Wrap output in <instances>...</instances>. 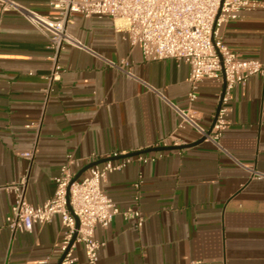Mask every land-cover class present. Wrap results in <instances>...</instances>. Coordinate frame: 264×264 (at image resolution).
I'll return each mask as SVG.
<instances>
[{
  "label": "crops",
  "instance_id": "crops-1",
  "mask_svg": "<svg viewBox=\"0 0 264 264\" xmlns=\"http://www.w3.org/2000/svg\"><path fill=\"white\" fill-rule=\"evenodd\" d=\"M18 1L51 13L47 0ZM256 1L260 8L223 25L220 36L240 58L264 63V0ZM67 31L85 50L64 46L57 57L60 78L49 86L54 62L47 39L14 12L3 18L0 222L13 203L3 188L24 179L25 200L43 204L68 154L84 159L73 169L77 180L112 152L120 154L113 162L143 155L155 160L132 161L102 184L117 208L138 209L144 222L138 229L115 216L107 228L96 227L94 237L103 243L98 264H264V178L231 159L264 176V78L255 75L233 88L222 151L197 143L201 138L190 129L177 133L178 146H166L184 148L156 151L179 123L171 105L188 106V66L173 59L145 62L121 20L75 14ZM222 89L221 81L211 80L196 88L190 108L206 130ZM26 152L31 159L22 157ZM61 235L57 217L30 232L4 230L0 264H58L54 245ZM74 256V264H84L80 246Z\"/></svg>",
  "mask_w": 264,
  "mask_h": 264
},
{
  "label": "built area",
  "instance_id": "built-area-1",
  "mask_svg": "<svg viewBox=\"0 0 264 264\" xmlns=\"http://www.w3.org/2000/svg\"><path fill=\"white\" fill-rule=\"evenodd\" d=\"M47 7L50 15H41L22 6L18 0H0V32L5 14L14 12L47 39L54 62L47 78L49 86L60 78L57 57L61 49L72 46L85 50L67 31L75 14L84 18L121 20L130 46L139 49L145 62L173 59L188 66V106L180 109L171 105L179 123L156 147L178 146L177 133L190 129L203 141L221 150L219 139L229 126L228 103L233 88L245 84L255 75L264 78V63L240 58L224 44L220 36L223 25L236 20L242 13L260 8L261 4L256 0H47ZM126 75L132 77L129 72ZM205 80L221 81L224 85L220 109L209 130L197 123L190 108L197 98L198 84ZM119 155L116 152L108 154L100 168L91 167L80 180H74L73 169L84 159L66 155L53 178L52 197L39 206L25 200L24 179L5 186L3 190L13 196V203L0 222V233L4 230L11 234L30 232L33 226L50 223L57 217L62 235L54 245V252L60 258L63 256L60 264H74V251L78 246L82 248L84 264H98V252L103 243L94 237L96 227L107 228L115 216L134 221L138 229L144 222L138 209L117 208L103 192L102 184L108 175L126 168L132 161L145 164L155 159L137 155L113 162ZM22 157L31 159L32 152H26ZM231 159L252 177L264 178L255 170ZM134 188L138 189L139 183Z\"/></svg>",
  "mask_w": 264,
  "mask_h": 264
},
{
  "label": "water",
  "instance_id": "water-1",
  "mask_svg": "<svg viewBox=\"0 0 264 264\" xmlns=\"http://www.w3.org/2000/svg\"><path fill=\"white\" fill-rule=\"evenodd\" d=\"M223 91H224V85H223V89H222V92H221V95H220V98H219V104H218V107H217L216 114H217L218 110L220 109L221 99H222V96H223ZM202 141H203V139L199 140L197 143H201ZM194 145H195V144H194ZM184 147H185V146H183V147H162V148H158L156 151L179 150V149H182V148H184ZM93 165H94V164H93ZM93 165H90V166L85 167V168L81 171V173L84 172L85 170L89 169V168L92 167ZM79 176H80V174H78L77 176H75V177H74V180H77ZM62 258H63V256L60 258L58 264H60Z\"/></svg>",
  "mask_w": 264,
  "mask_h": 264
}]
</instances>
